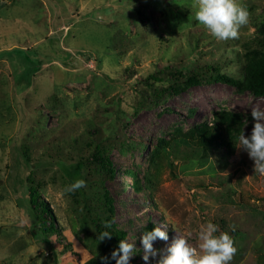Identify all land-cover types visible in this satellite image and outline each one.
<instances>
[{"label": "rangeland", "instance_id": "1", "mask_svg": "<svg viewBox=\"0 0 264 264\" xmlns=\"http://www.w3.org/2000/svg\"><path fill=\"white\" fill-rule=\"evenodd\" d=\"M194 3L0 0V264H101L118 248L117 230L135 243L129 264H145L149 223L169 238L153 242L148 264H157L176 234L196 245L209 222L233 238L230 264H264V175L248 153L239 143L227 156L173 142L222 109L243 114L251 135V109L264 110V97L213 76L252 78L264 56V0H237L250 23L227 42L196 21ZM178 71L202 82L171 95ZM14 148L27 151L20 175L54 218L45 240L32 234L24 188L7 181ZM78 179L87 187L65 191ZM104 231L112 238L99 241Z\"/></svg>", "mask_w": 264, "mask_h": 264}, {"label": "clouds", "instance_id": "2", "mask_svg": "<svg viewBox=\"0 0 264 264\" xmlns=\"http://www.w3.org/2000/svg\"><path fill=\"white\" fill-rule=\"evenodd\" d=\"M197 10L196 21L218 42L238 40L240 29L250 23V13L246 6L237 0H195L193 5ZM251 117L255 121L251 135L244 131L239 135V147H242L254 162V172L264 175V110L259 107L251 109ZM87 187L84 179H78L69 185L65 191L75 192ZM106 228L111 223L105 224ZM235 229L233 228V231ZM219 227L211 222L199 229L196 245L190 244L187 237L176 236L170 246L162 250L157 264H230L238 249L228 232H219ZM112 238L109 231H104L98 237L99 241ZM157 239L168 241V235L161 227L144 232L141 237L144 255L142 259L148 264L150 257H155L158 250L153 247ZM136 249L134 242L120 240L117 249L111 256L100 257L101 264L115 260V264H129Z\"/></svg>", "mask_w": 264, "mask_h": 264}, {"label": "trees", "instance_id": "3", "mask_svg": "<svg viewBox=\"0 0 264 264\" xmlns=\"http://www.w3.org/2000/svg\"><path fill=\"white\" fill-rule=\"evenodd\" d=\"M257 44L259 50H263L261 54L264 55V37L258 38ZM262 55V56H263ZM178 76L183 79L179 84L169 83L167 91L169 94H179L180 92L188 89L193 85H198L202 81L195 75H187L178 71ZM153 78V77H152ZM213 79L218 82L226 83L234 86L237 91L248 90L255 96L264 97V56L258 61L254 72H252V78L245 83H241L235 78L228 77L223 74H215ZM157 81L169 82L167 79H155ZM246 117L239 113L227 110L214 111L210 120H204L197 124H194L187 131H179L177 137L173 139L174 144H184L191 151L200 154L213 151H220L223 155H231L236 152L237 145L239 143L238 137L244 131L246 123ZM243 159V154L240 155ZM12 164L9 166V172L7 181L11 185L21 184L24 188L25 199L22 200L27 209V213L31 219V231L35 238L46 239V234L56 231L54 227V218L49 212L47 204L44 201L38 200L36 193L30 185V179L28 177H22L20 175L21 167H31L30 160L26 150H20L14 148L12 150ZM108 161V159L106 158ZM81 165L77 164L73 169L75 175L79 174L78 169ZM62 169L67 174L71 175L70 168L68 165L62 164ZM112 175L113 169L110 170ZM135 189L139 190L140 185L135 184ZM106 202V203H105ZM105 205L108 212L107 222L113 223L112 219L114 216V207L112 200L105 195ZM156 227L155 223H149L147 230L152 231ZM97 228H99L97 226ZM101 232V231H100ZM115 240L120 242L125 237V232L117 230L115 234ZM48 245L51 244L48 241ZM119 246V243L117 244ZM264 257V254H263Z\"/></svg>", "mask_w": 264, "mask_h": 264}]
</instances>
